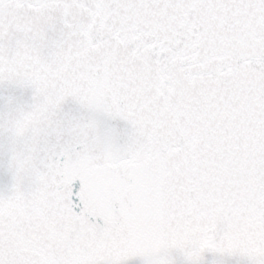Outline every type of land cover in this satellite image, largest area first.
Here are the masks:
<instances>
[{
    "label": "snow or ice",
    "instance_id": "snow-or-ice-1",
    "mask_svg": "<svg viewBox=\"0 0 264 264\" xmlns=\"http://www.w3.org/2000/svg\"><path fill=\"white\" fill-rule=\"evenodd\" d=\"M0 264H264V0H0Z\"/></svg>",
    "mask_w": 264,
    "mask_h": 264
}]
</instances>
